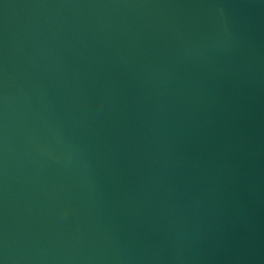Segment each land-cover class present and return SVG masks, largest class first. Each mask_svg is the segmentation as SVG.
<instances>
[{
    "label": "water",
    "instance_id": "water-1",
    "mask_svg": "<svg viewBox=\"0 0 264 264\" xmlns=\"http://www.w3.org/2000/svg\"><path fill=\"white\" fill-rule=\"evenodd\" d=\"M0 264H264V0H0Z\"/></svg>",
    "mask_w": 264,
    "mask_h": 264
}]
</instances>
